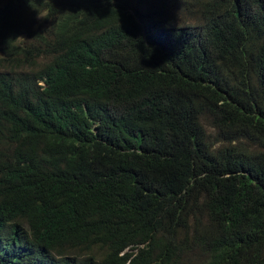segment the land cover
<instances>
[{
  "label": "trees",
  "instance_id": "1",
  "mask_svg": "<svg viewBox=\"0 0 264 264\" xmlns=\"http://www.w3.org/2000/svg\"><path fill=\"white\" fill-rule=\"evenodd\" d=\"M0 264H264V0H0Z\"/></svg>",
  "mask_w": 264,
  "mask_h": 264
},
{
  "label": "rangeland",
  "instance_id": "2",
  "mask_svg": "<svg viewBox=\"0 0 264 264\" xmlns=\"http://www.w3.org/2000/svg\"><path fill=\"white\" fill-rule=\"evenodd\" d=\"M205 122H206V124H207V126H208L209 131H210V132H213V131H214V127H212V126L210 125V122H208V120L205 121ZM213 133H214V132H213Z\"/></svg>",
  "mask_w": 264,
  "mask_h": 264
}]
</instances>
